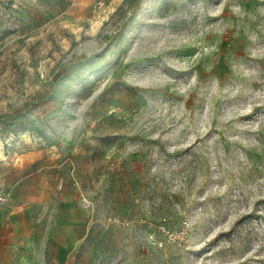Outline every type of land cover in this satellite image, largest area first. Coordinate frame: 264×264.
<instances>
[{"label": "rangeland", "instance_id": "obj_1", "mask_svg": "<svg viewBox=\"0 0 264 264\" xmlns=\"http://www.w3.org/2000/svg\"><path fill=\"white\" fill-rule=\"evenodd\" d=\"M7 206L47 264H264V0H0Z\"/></svg>", "mask_w": 264, "mask_h": 264}, {"label": "crops", "instance_id": "obj_2", "mask_svg": "<svg viewBox=\"0 0 264 264\" xmlns=\"http://www.w3.org/2000/svg\"><path fill=\"white\" fill-rule=\"evenodd\" d=\"M17 212L9 206L0 212V264H47V222L42 217L29 223Z\"/></svg>", "mask_w": 264, "mask_h": 264}]
</instances>
